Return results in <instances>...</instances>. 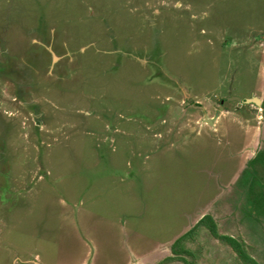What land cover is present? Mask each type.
Masks as SVG:
<instances>
[{"label":"rangeland","instance_id":"374dc122","mask_svg":"<svg viewBox=\"0 0 264 264\" xmlns=\"http://www.w3.org/2000/svg\"><path fill=\"white\" fill-rule=\"evenodd\" d=\"M263 150L264 0H0V264H264Z\"/></svg>","mask_w":264,"mask_h":264},{"label":"trees","instance_id":"16d2710c","mask_svg":"<svg viewBox=\"0 0 264 264\" xmlns=\"http://www.w3.org/2000/svg\"><path fill=\"white\" fill-rule=\"evenodd\" d=\"M258 156H260V158H262L264 156V150L259 153L255 158H258ZM254 160V159H253ZM251 161L250 163H248V166H250L251 168V164L256 161V159L254 161ZM264 165V161L262 162V165L261 166H256L255 168L252 169V174L250 175V173L248 172V168H247V173L249 176H247L245 174V172L243 171L241 174V177L240 179H242L241 181L245 180V181H249L251 180V178L249 177H252L255 173H259V171L261 170L260 168H263L262 166ZM259 168V170H258ZM255 184H257L256 182L253 183L252 180H251V184L250 186L251 187V190L252 192H254V190L252 189H255ZM258 186V185H257ZM206 226V227H209V231H210V235L215 238V239H218L220 240L221 242L227 244L228 246H230L233 250V252L237 255L238 259L243 263V264H257L253 259H251L247 254H246V251L243 247V245L241 243H238L236 240L230 238V237H227V236H224V235H219L218 234V231H217V226L215 225L214 221L212 220V217L210 215H204L199 221L198 223L195 225L194 228H192L191 231L187 232L186 234H184L179 240L176 241L174 247H173V253H176V252H179L180 249H177L178 248V242H180V240H182L183 238H187L189 237L190 235H193L194 231H195V228L197 226ZM181 252V251H180Z\"/></svg>","mask_w":264,"mask_h":264},{"label":"water","instance_id":"95a60500","mask_svg":"<svg viewBox=\"0 0 264 264\" xmlns=\"http://www.w3.org/2000/svg\"><path fill=\"white\" fill-rule=\"evenodd\" d=\"M228 101H235L239 108L244 106V105H247V104H253L257 107H259L261 105V100L258 99L257 97H250V98L244 99V100H242L239 97H231L228 99ZM255 112H257V111H255Z\"/></svg>","mask_w":264,"mask_h":264},{"label":"flooded vegetation","instance_id":"af4514ba","mask_svg":"<svg viewBox=\"0 0 264 264\" xmlns=\"http://www.w3.org/2000/svg\"><path fill=\"white\" fill-rule=\"evenodd\" d=\"M198 223V222H197ZM194 227H195V225H194ZM194 227H192V228H194ZM192 230V229H191ZM190 230V231H191ZM189 232V231H188ZM220 235V234H219ZM224 236H227V235H224ZM227 237H230V236H227ZM230 238H232V239H234V240H236L238 243H240L237 239H235V238H233V237H230ZM215 239V238H214ZM215 240H218V239H215ZM220 241V240H219ZM223 243V242H222ZM175 244V243H174ZM242 244V243H241ZM227 245V244H226ZM243 245V244H242ZM179 246H180V244H179ZM243 247H244V245H243ZM182 249H181V247H180V251H181ZM179 251V252H180ZM171 252H172V257H169L167 260H169V261H171V260H177V261H179V262H181L182 264H190V263H188L187 262V260H186V258L185 257H183V258H181V257H178V256H176L177 254L176 253H173V247H172V249H171ZM181 253H184V254H186V253H188V252H186V251H181ZM247 254V253H246ZM248 255V254H247ZM251 259H252V257L250 256V255H248ZM236 257H237V255H236ZM238 258V257H237ZM238 260V262L240 263V260L239 259H237ZM256 262V261H255ZM257 263V262H256ZM192 264H194V263H192ZM242 264V263H241ZM258 264V263H257Z\"/></svg>","mask_w":264,"mask_h":264},{"label":"crops","instance_id":"0c3cea01","mask_svg":"<svg viewBox=\"0 0 264 264\" xmlns=\"http://www.w3.org/2000/svg\"><path fill=\"white\" fill-rule=\"evenodd\" d=\"M261 103H262V101H261ZM238 106V105H237ZM261 106V105H260ZM248 164V163H247Z\"/></svg>","mask_w":264,"mask_h":264}]
</instances>
